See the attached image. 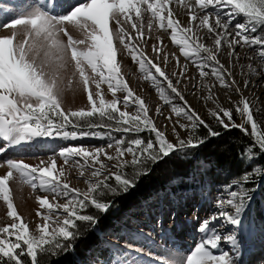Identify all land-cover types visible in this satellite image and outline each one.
Returning a JSON list of instances; mask_svg holds the SVG:
<instances>
[{"label": "snow or ice", "instance_id": "obj_1", "mask_svg": "<svg viewBox=\"0 0 264 264\" xmlns=\"http://www.w3.org/2000/svg\"><path fill=\"white\" fill-rule=\"evenodd\" d=\"M182 14L187 16L186 24L180 19ZM10 16L16 18L3 22ZM205 30L213 38L211 47L202 42L200 33ZM153 31L168 33L179 45V52L196 64L200 77L211 74L221 87H232L236 81L227 79L231 73L218 53L225 44L230 56L237 46H246L258 49L257 55L264 61V0H29L24 11L0 9V33H6L0 34V140L10 147L44 137H107L109 141L92 148L63 147L58 155L36 165L17 159L0 163V170H4L0 174V202L6 209L0 217V264H45L44 258L72 250L74 242L84 235L81 225L86 232L99 223L97 216L85 214L86 209L106 214L113 206L108 197L133 189L151 165L177 150L202 145L208 136L221 134L188 105L160 64L148 57L142 45H147L146 32L151 38ZM156 39L152 50L166 63L169 55L161 56L163 39ZM171 55L179 65V57ZM126 58L138 65L141 78L151 82L159 99L171 105L177 117L188 121H176L180 128L191 130L187 139H180L173 128L177 138L173 143L157 127L145 98L125 78ZM248 68L256 71L251 65ZM206 87L211 100L214 85ZM69 90L74 94L82 91L87 105L66 108L64 98ZM177 98L186 107L173 103ZM155 112L161 114L159 105ZM234 112L242 117L241 123L235 122ZM210 115L222 129L238 128L252 137L253 144L245 152L249 162L264 155V130L254 119L246 97L242 96L234 108L218 107L210 110ZM246 125H250V132ZM201 126L207 130L205 137L196 135ZM69 127L74 130L69 131ZM104 129L107 131H101ZM145 131L154 133L155 139L142 138L139 134ZM113 132L134 133L135 137L116 138ZM5 150L0 147V153ZM73 172L83 179L85 189L72 185ZM254 176H264V165L227 185V199H218V211L199 222L202 238L188 253L165 248L162 256L141 264H237L241 241L231 233L222 235L217 225L221 220L230 225L241 223L240 216L257 190L245 187ZM25 186L31 189L29 195L37 205L34 228L15 202L14 192H22ZM222 242L231 244L233 252H214ZM114 264L128 262L121 259Z\"/></svg>", "mask_w": 264, "mask_h": 264}, {"label": "rangeland", "instance_id": "obj_2", "mask_svg": "<svg viewBox=\"0 0 264 264\" xmlns=\"http://www.w3.org/2000/svg\"><path fill=\"white\" fill-rule=\"evenodd\" d=\"M5 4L14 5L17 4L16 0H0ZM25 8L16 6L17 11H24ZM16 18V17H15ZM6 34V33H0ZM257 34H260L259 32ZM74 35H76L74 33ZM66 40V38H64ZM203 43L207 46H213V38L204 37ZM147 46V45H146ZM230 49L227 44H225L218 55L228 60V63L225 65L231 73L230 77L227 79H235L236 84L232 87H221L219 82L215 78L206 77L201 79L200 86L198 87V95L194 98L199 105L193 108L196 113L199 114L209 124H217L215 119L210 115V110L218 109V107L223 108H234L236 104L239 103L241 97H246L252 106L254 119L259 123L262 130H264V75H261L260 70H256L254 73H248V65L255 67V65H262L264 72V61H261L257 55L258 49L249 48L242 57L238 58L236 55L238 50L235 51L234 55H229ZM251 55L255 56V60H251ZM230 59H233L232 62H229ZM175 76L176 81H183V77L179 75ZM130 87L140 96L145 98L146 103L151 102L150 113L149 115L153 118L158 128L166 133L169 140L173 143L177 142L173 128L176 129V132L179 133L180 139H187L190 134V129H183L179 127V124L176 123L177 120L180 123H188L184 117H177L172 111L171 105L165 104L162 100L159 99L158 94H154L155 90L150 81H145L142 78L137 79H128ZM247 86L245 85V82ZM260 84V89L257 90L254 87V84ZM206 85H214L211 88V93L213 99H207L209 95V89ZM151 87L152 92L149 96L146 92L145 87ZM239 88V92L236 91V88ZM214 88V91H213ZM82 98V101L75 105L76 100ZM187 100L191 98V95L188 94L185 96ZM177 100L174 99L173 103L177 104ZM64 104L66 108L76 109L79 107H85L87 105L86 95L82 92H76L75 94L69 90L64 98ZM159 105L161 108V114H156L155 108ZM168 109L170 116V124L168 121H164L163 110ZM134 111V108L130 109ZM234 120L236 123H241L242 117L234 112ZM251 131L250 125H246ZM221 127V126H220ZM101 131H107L106 129ZM243 132V131H242ZM244 133V132H243ZM146 141L147 139H155V134L145 131L139 134ZM113 136L119 138L121 136H126L128 139L134 138V133H116L113 132ZM44 142H52L56 144V148L53 151H48L47 149L42 148ZM107 137L104 139L95 138V137H82L77 139L71 138H38L36 141L21 144L14 146V155H9L8 157H3L6 153H0V163L8 159H17L23 160L26 163L36 165L41 159H47L50 156L58 155L59 151L63 147L68 146H77L84 145L85 147H99L101 145H106L108 143ZM7 143V142H3ZM2 147V144L0 145ZM178 151V150H177ZM176 152V151H175ZM21 153V154H20ZM184 161L187 162V158L184 155ZM245 162L253 168L261 166L255 161L249 162L246 158ZM62 163V160H58V164ZM70 180L73 186L85 189L86 185L82 178H79L75 172L70 176ZM114 183V181H113ZM211 186H191L188 189H182L183 187H174L169 186L168 195L164 197H158L157 207L150 205L147 207L150 211L145 215H132L128 217L126 223H124L122 233L119 237L110 238L109 242L106 244L107 249L104 254L97 251L91 257L88 263L86 264H114L116 260L126 259L128 264H132V261H137V264H141V261H149L157 256H162L165 248L175 247L177 249H182L184 253H188L193 249L198 243L196 236L197 230L199 229V224L196 222L199 217L207 218L211 214H214L218 211L217 200L218 199H227V186L218 185L214 186L210 183ZM219 187V188H218ZM250 188V186H245ZM235 190V189H233ZM31 189L25 186L22 192L15 193L16 197L15 202L18 205V211L30 221V228H34L38 218L35 216V209L37 207L34 196H30L29 193ZM161 200V203L158 205V201ZM61 203L64 202L63 199L60 200ZM252 201L249 202V205L246 207L247 216L248 212L252 211L254 214ZM251 207V208H250ZM22 208H26L27 211H22ZM229 211H234L232 209H226ZM259 210L264 214V204H260ZM245 211L241 214L239 225H230L227 224L224 220H221L217 225L221 230L222 235H227L229 233L237 236L238 240L241 243L238 245L240 252L243 254L246 253L247 249L254 247L256 252L254 254H248V259L252 263H257L259 260L264 263V224L262 223L263 219H260V227L249 229L248 232L245 231L243 227V220L245 221ZM6 209L2 202H0V217L5 216ZM264 217V215H263ZM252 218V217H251ZM254 218H252V221ZM257 226L258 224H255ZM223 226V227H221ZM229 245V247L227 246ZM131 246V247H129ZM221 251H231L233 246L227 242H222ZM142 250V251H139ZM215 252V251H214ZM218 252V253H219ZM148 253H151V257L148 256Z\"/></svg>", "mask_w": 264, "mask_h": 264}, {"label": "trees", "instance_id": "obj_3", "mask_svg": "<svg viewBox=\"0 0 264 264\" xmlns=\"http://www.w3.org/2000/svg\"><path fill=\"white\" fill-rule=\"evenodd\" d=\"M210 126L221 134L217 137L208 136L202 145L173 152L151 165L150 171L138 179L133 189L114 198L108 197L113 200V206L106 214L94 208L86 209L85 214L99 218L98 225L86 232L85 226L81 225L84 235L74 242L72 250L44 258L45 264H84L95 249L104 253L109 238L120 236L129 214H147V207L157 204L158 197L168 195V190L175 186H206L210 183L227 186L243 173L251 172L252 166L245 162V152L253 144L252 137L238 128L224 130L218 124ZM68 130L74 129L69 127ZM196 135L205 137L207 130L201 126ZM184 155L185 158L189 157L187 162L184 161ZM254 161L264 165V155ZM127 171L131 173L132 169L128 168ZM245 186L257 189L251 201L255 210L252 218L258 223V219L263 218L259 207L264 204V176H254Z\"/></svg>", "mask_w": 264, "mask_h": 264}, {"label": "bare ground", "instance_id": "obj_4", "mask_svg": "<svg viewBox=\"0 0 264 264\" xmlns=\"http://www.w3.org/2000/svg\"><path fill=\"white\" fill-rule=\"evenodd\" d=\"M17 4H5L2 1H0V9H9L12 10L13 12L16 10V6H20V7H27V4L29 2V0H16ZM71 3H77L79 2V0H70ZM174 8H176L177 6L174 4L173 5ZM70 10L66 9V11ZM181 11L183 12L184 10L181 9ZM15 18V16H10L7 19L3 20V22H10L11 19ZM180 19L182 21V23H187V16L186 15H181ZM201 37H202V42H203V38L204 37H210L208 35H206V30L205 31H201L200 33ZM157 36L162 37L163 39V45H162V53L161 56L163 54H168L169 55V59L168 61L165 63L163 61V59H157V53L153 52L152 50V45L157 44L158 41L156 39ZM179 38V37H178ZM145 39L147 40V46L142 45V47H144V50L147 52L148 57L152 58L156 63L160 64L162 70L165 71V73L169 76L170 79L173 80V83L176 85V87L179 89V91L184 95V97L188 94L191 95V98H189V100H187L188 105L191 106V108L193 109L194 107H196L197 105H199V103H197V101L192 98V97H196L198 95V87L200 86V82L201 79H203L202 77H200L199 75V71L198 68L196 66V64H194L192 62V60L186 59L180 52H179V45L174 44L171 39L169 38V34L165 33L163 31H153L151 33V38L148 37V34L146 32L145 35ZM249 48L246 46H237L235 48V51L238 50L237 52V56L238 58L242 57L243 54L248 50ZM175 53L176 56L179 57V65L176 64V60L175 57H173L171 54ZM229 56V53H228ZM218 59H220L221 63H223L224 65H226L228 63V60L224 59L222 57V55H218ZM233 59H230L229 62H232ZM251 60H255V56L251 55ZM255 70H260L261 72L263 71V67L262 65H255V67H252ZM123 71L125 73V78L126 79H137V78H141V73L138 70V65L133 63L132 60L130 58H126L124 61V68ZM205 71H208L209 73L211 72L210 68H206ZM180 73L183 72L184 74L182 76L179 77H183V81L180 80L179 83L177 84L176 80L174 79L175 76L171 75L173 73ZM255 72V71H254ZM253 71H250L248 69V73L252 74L254 73ZM158 75V74H157ZM210 78H215L213 76H211V74H209ZM206 78V77H204ZM162 80V78H160ZM260 84L255 83L254 87L259 90ZM146 88V92H148L149 96L152 92L151 87H145ZM214 91V88H213ZM153 93L156 94L157 92L155 90H153ZM174 95V94H173ZM151 97V96H150ZM177 103L179 106L181 107H186L182 101H180L178 98L176 99ZM82 101V98H79L78 100H76L75 105L78 104L79 102ZM149 105H151V102H148ZM164 113V121H168V123L170 124V119H169V112L168 109L163 110ZM2 144V147H4L6 150L3 155V157H8L9 155H14V147H10L7 145V143H0V145ZM56 144L52 143V142H44V144L42 145V148L47 149L48 151H53L55 150L54 148H56ZM21 154V153H20ZM4 170H0V174H2ZM22 211H27L26 208H22ZM202 220V217H199L197 219V223L199 224V222ZM202 238V233H200L199 230H197V236L196 239L199 242ZM229 247V245H227ZM220 250H223L221 245L218 249L213 250L216 253H218ZM233 252V250L231 251V253ZM256 252L254 247H250L249 249H247L246 253L242 254L239 250V255L235 256L236 260H237V264H264L262 261H258L257 263H252L249 259H248V254H254Z\"/></svg>", "mask_w": 264, "mask_h": 264}]
</instances>
